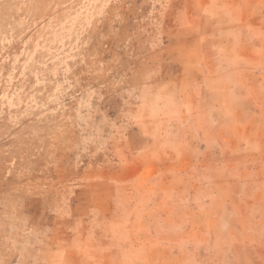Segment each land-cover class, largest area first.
Listing matches in <instances>:
<instances>
[{
    "label": "rangeland",
    "instance_id": "374dc122",
    "mask_svg": "<svg viewBox=\"0 0 264 264\" xmlns=\"http://www.w3.org/2000/svg\"><path fill=\"white\" fill-rule=\"evenodd\" d=\"M0 264H264V0H0Z\"/></svg>",
    "mask_w": 264,
    "mask_h": 264
}]
</instances>
